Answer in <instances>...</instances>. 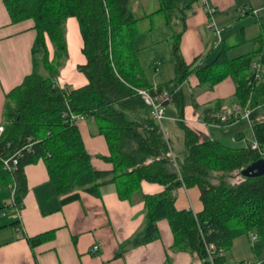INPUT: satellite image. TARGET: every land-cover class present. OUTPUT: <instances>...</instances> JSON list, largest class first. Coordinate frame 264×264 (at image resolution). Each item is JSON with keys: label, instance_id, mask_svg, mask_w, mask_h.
Masks as SVG:
<instances>
[{"label": "trees", "instance_id": "obj_1", "mask_svg": "<svg viewBox=\"0 0 264 264\" xmlns=\"http://www.w3.org/2000/svg\"><path fill=\"white\" fill-rule=\"evenodd\" d=\"M2 1L11 22L31 19L36 35L31 48V73L5 96L0 192L9 191L14 182L17 201L26 191L24 166L41 159L52 194L63 196L62 203L76 199L75 190L97 191L113 184L119 199L130 200L143 180L163 185L159 193L143 194L145 224L142 233L133 238V245L157 239V222L166 219L173 234V248L195 253L201 264H226V252L235 238L251 233L261 235L264 174H240L261 155L249 144L236 146L210 139L183 122V82L191 74L196 75L198 86L208 88L230 76L236 88L230 103L244 106L249 100L253 136L264 147V76L254 81L251 67L257 59L264 68L261 39L258 48L233 58L228 55L231 46L220 41L217 48L188 65L179 52L182 30L174 31V25L181 23L185 27L188 9L197 0H152L155 8L140 17L130 7V0ZM69 17L78 22L81 51L86 59L77 65L87 79L79 87H60L56 83L59 69L68 57L65 23ZM144 20L149 22L147 27L142 25ZM158 26L172 31L175 76L153 85L145 75L135 40ZM48 42L53 48L52 56ZM171 83L178 87L170 91V102L176 105V123L183 132L180 149H175L166 132L156 126L138 93L141 88L151 93L169 89ZM221 106L222 101H217L214 109L206 108L205 120L220 123L210 115ZM68 109L95 119L109 151L101 158L110 164V169L92 166L77 124L63 116ZM12 155L17 156L18 164L16 170L9 172L3 168V160ZM236 176L239 180L232 181ZM180 186L199 189L200 211L176 207L174 190ZM53 233L42 232L26 239L35 247ZM207 244L214 245L211 254Z\"/></svg>", "mask_w": 264, "mask_h": 264}, {"label": "crops", "instance_id": "obj_2", "mask_svg": "<svg viewBox=\"0 0 264 264\" xmlns=\"http://www.w3.org/2000/svg\"><path fill=\"white\" fill-rule=\"evenodd\" d=\"M206 2L215 9L212 17L220 29V44L231 46L228 50L230 58L252 52L260 45V39L264 46V0ZM130 7L139 17L155 8L152 0H130ZM203 7L202 0L193 2L188 9L185 27L182 28L181 23L174 25V31L182 30L179 52L188 65L220 45L214 29L207 25L210 18ZM148 24L147 20L142 21L143 26L147 27ZM33 25L31 19L12 23L0 0V125L3 124L6 94L32 71L31 48L36 35ZM65 27L68 57L59 69L56 83L60 87H79L87 83L86 77L77 69V65L86 62L81 51L83 41L75 17H69ZM163 27L143 32L135 40L141 65L153 85L167 82L175 76L173 41L166 39L164 49L160 43L158 31ZM166 38L173 37L167 34ZM48 47L52 56L51 44ZM230 52L236 53L231 56ZM165 62L168 63L166 68L163 66ZM149 68L153 73H147ZM158 77L160 80H157ZM235 90L230 76L208 88L198 86L196 75L191 74L183 86V122L210 139L247 146L254 139L248 121L237 120L221 126L215 121L207 122L204 117L205 109H214L217 101H222V106L231 104ZM167 109L170 113L165 115L162 128L175 149H180L183 132L176 123L178 112L175 103H168L165 111ZM216 112L213 111L210 116L215 118ZM76 124L91 155L92 166L100 170L110 169V164L101 158L109 151L95 119L86 116ZM24 175L26 191L17 200L21 204L19 210L9 205L8 191L0 192V211L7 205L5 211L11 207L10 212L14 214H0V264H201L195 253L172 247L173 234L166 219L157 222V239L146 244H132L133 238L142 233L145 224L143 194L159 193L164 189L163 185L143 180L138 190L140 193L136 194V191L130 200L119 199L113 184L102 186L97 191L75 190L73 193L78 195L76 199L62 203L63 196L52 194L43 160L25 165ZM174 193L178 209H191L194 213L202 209L197 187L180 186ZM13 222L17 223L12 225ZM51 230L54 233L49 240L35 247L29 245L26 237ZM261 235L257 237L258 243L254 244L250 236L235 238L226 252V263L237 260L264 262V235ZM94 245L99 246L96 252L92 250Z\"/></svg>", "mask_w": 264, "mask_h": 264}, {"label": "built area", "instance_id": "obj_3", "mask_svg": "<svg viewBox=\"0 0 264 264\" xmlns=\"http://www.w3.org/2000/svg\"><path fill=\"white\" fill-rule=\"evenodd\" d=\"M204 4V11L206 14L209 16L210 20L208 21V27L211 29H214L218 41H220V29L217 27L214 19H213V14L215 9L210 6L206 0H202ZM255 12V11H254ZM252 70H253V80L254 81H260L263 77V67L262 64L259 60H254L251 64ZM186 84V82H183V86ZM177 87L176 84L171 83L169 86V89H162L161 91L151 93L147 89H138V93L140 96L143 98L145 104L149 107V115L151 119L159 124L161 127L162 131V123L163 120L165 119V107L168 102L171 101V95L170 91L175 90ZM178 88V87H177ZM253 108L250 107L249 100L248 102L242 106L240 104H227L221 106V108L215 113V118L220 122L217 123L219 124H224L228 123L229 121H237V120H245V121H250V114L252 112ZM63 116L66 118L67 121H69L71 124H76V122L83 120L86 116L82 113H75L71 110H66L63 112ZM3 131V126L0 125V134ZM249 147L252 150L257 151L261 157H264V147H261L260 144L257 142L256 139H253L249 143ZM17 164H18V158L15 155H12L11 157L4 159L3 160V168L6 171L12 172L17 169ZM10 190V206L15 207L16 209L21 208V204L15 200V183H11L9 185ZM257 240V234L256 233H251L250 234V241L253 243ZM99 249L98 245H94L92 247L93 252H96ZM206 249L209 254H211L214 250V245L213 244H207ZM211 258V257H210ZM261 262L258 261H250V260H237V261H232L228 262L226 264H260Z\"/></svg>", "mask_w": 264, "mask_h": 264}, {"label": "rangeland", "instance_id": "obj_4", "mask_svg": "<svg viewBox=\"0 0 264 264\" xmlns=\"http://www.w3.org/2000/svg\"><path fill=\"white\" fill-rule=\"evenodd\" d=\"M134 4H136V2H133ZM251 22H253V21H251ZM170 29L169 28H167V27H163V28H161V29H159V37H160V43L162 44V49H164L165 48V43L167 42V40L166 39H172V41H174V39L173 38H166V35L167 34H169L170 35V37H171V32L169 31ZM165 32H167V33H165ZM170 32V33H169ZM48 44H50L49 42H48ZM49 48V47H48ZM50 51V50H49ZM234 53H236V52H230V55L231 56H233L234 55ZM168 63L167 62H165L164 64H163V66L166 68L168 65H167ZM150 66V65H149ZM151 72V73H153V71H152V69L151 68H149L148 70H147V73L148 72ZM40 72L42 73V74H44L45 72L43 71V69L42 68H40ZM157 80H160V77H158L157 78ZM230 105V104H229ZM170 113V110L169 109H167L166 111H165V115H167V114H169ZM156 126L157 127H159V125L158 124H156ZM239 176H236V178H234V179H231L232 181H236V180H239ZM9 192V191H8ZM140 193V191H137L136 192V194H139ZM8 200L10 201V194H8ZM5 208L6 207H4V208H2V210L0 211V214L2 213V215H4L5 216V214L7 213V214H12L13 216H14V214H13V212H10L11 210H10V208H9V210H6L5 211ZM4 212V213H3ZM6 212V213H5ZM2 215H0V216H2ZM16 215H17V213H16ZM262 235H261V237L264 235V229H263V233H261ZM248 240V239H247ZM247 240H246V242H247ZM259 241H260V239H259ZM248 243L250 244V245H252V244H254V243H258V242H253L252 244H251V242H249L248 241ZM249 245V246H250Z\"/></svg>", "mask_w": 264, "mask_h": 264}, {"label": "water", "instance_id": "obj_5", "mask_svg": "<svg viewBox=\"0 0 264 264\" xmlns=\"http://www.w3.org/2000/svg\"><path fill=\"white\" fill-rule=\"evenodd\" d=\"M240 174L244 177H255L264 174V158L249 163L245 168L240 171Z\"/></svg>", "mask_w": 264, "mask_h": 264}]
</instances>
